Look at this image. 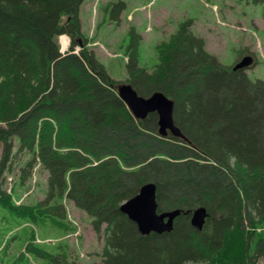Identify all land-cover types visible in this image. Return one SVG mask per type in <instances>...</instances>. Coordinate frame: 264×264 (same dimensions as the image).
Returning <instances> with one entry per match:
<instances>
[{"label": "trees", "instance_id": "obj_1", "mask_svg": "<svg viewBox=\"0 0 264 264\" xmlns=\"http://www.w3.org/2000/svg\"><path fill=\"white\" fill-rule=\"evenodd\" d=\"M84 1L0 0V210L63 226L71 201L102 233L95 264H254L264 256L256 231L264 226V80L221 64L186 22L157 45L150 72L131 36L128 82L138 95L173 99L184 138L161 136L157 115L136 119L86 47ZM62 34L70 38L63 53ZM19 154L29 157L21 184L38 165L47 172L42 200L16 203L4 187ZM146 182L156 185L160 211L180 210L169 232L141 234L119 209ZM201 205L209 215L198 230L190 214ZM26 250L48 264H78L65 248Z\"/></svg>", "mask_w": 264, "mask_h": 264}, {"label": "rangeland", "instance_id": "obj_2", "mask_svg": "<svg viewBox=\"0 0 264 264\" xmlns=\"http://www.w3.org/2000/svg\"><path fill=\"white\" fill-rule=\"evenodd\" d=\"M118 1L124 3L119 15L120 4H115ZM80 20L86 47L118 83H129L126 62L130 41L138 50L139 66L153 71L158 61L157 45L185 22L194 35L203 39L206 51L225 66L233 65L245 53L253 54L255 64L241 69L251 80H264V6L252 0H86ZM2 152L0 143V159ZM28 158L23 154L16 159L11 156L7 163L12 164L11 168L4 173V187L11 191L16 203H31L44 196L47 172L39 165L23 184L18 180ZM64 204L63 226L49 220L34 224L0 210V264H48L26 250L32 243L51 251L65 248L78 264L99 262L102 233L94 231L89 215L71 201ZM256 231L264 235V226ZM253 261L264 264V256L257 255Z\"/></svg>", "mask_w": 264, "mask_h": 264}, {"label": "water", "instance_id": "obj_3", "mask_svg": "<svg viewBox=\"0 0 264 264\" xmlns=\"http://www.w3.org/2000/svg\"><path fill=\"white\" fill-rule=\"evenodd\" d=\"M252 63L251 56H244L236 63L234 69L244 68ZM117 94L136 119H144L149 113L157 115L158 134L165 136L170 131L174 136L184 138L173 119V99L161 91H154L149 96L138 95L130 83H120ZM120 211L132 220L141 234L150 232L163 233L173 229L175 218L180 214L179 209H158L156 201V185L146 182L140 186L138 192L124 200L119 207ZM208 211L205 206L195 208L190 217L192 226L201 230Z\"/></svg>", "mask_w": 264, "mask_h": 264}, {"label": "bare ground", "instance_id": "obj_4", "mask_svg": "<svg viewBox=\"0 0 264 264\" xmlns=\"http://www.w3.org/2000/svg\"><path fill=\"white\" fill-rule=\"evenodd\" d=\"M67 41H68L67 36L65 35L61 36V43L63 47H66Z\"/></svg>", "mask_w": 264, "mask_h": 264}, {"label": "flooded vegetation", "instance_id": "obj_5", "mask_svg": "<svg viewBox=\"0 0 264 264\" xmlns=\"http://www.w3.org/2000/svg\"><path fill=\"white\" fill-rule=\"evenodd\" d=\"M247 54H251V53H249V52H248V53H245V54L241 55L240 58H242L244 55H247ZM240 58H239V59H240Z\"/></svg>", "mask_w": 264, "mask_h": 264}]
</instances>
